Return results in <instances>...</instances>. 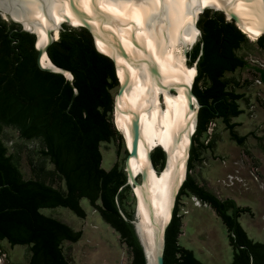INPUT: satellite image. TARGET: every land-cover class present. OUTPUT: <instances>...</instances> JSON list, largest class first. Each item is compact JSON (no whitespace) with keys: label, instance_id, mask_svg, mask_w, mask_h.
<instances>
[{"label":"trees","instance_id":"trees-1","mask_svg":"<svg viewBox=\"0 0 264 264\" xmlns=\"http://www.w3.org/2000/svg\"><path fill=\"white\" fill-rule=\"evenodd\" d=\"M197 25L202 36L187 57L189 66L199 58L193 91L201 107L186 178L165 231L164 262L205 264L180 243L182 198L195 196L210 205L225 224L234 251L231 264H264V242L253 240L240 221L243 213L252 214L251 208L239 205L233 198H219L193 176L197 162L203 159V150L209 146L201 138L212 122L221 119L238 144L247 139V135L235 130L239 123L231 121L244 112L239 105L244 94L230 88L225 79L226 73L247 64L237 54L248 42L247 33L222 12L211 9L201 14ZM20 29V24L0 16V239L8 240L12 246L30 245L28 264H71L62 243L77 242L82 230H74L42 209L63 206L85 218L81 199L87 198L130 248L132 264H146L131 222L135 210L125 207L132 189L126 185L124 167L118 162L109 170L102 167L101 142L118 138V155L124 146L110 117L114 109L111 90L119 85L114 62L97 49L86 28L64 24L48 55L54 64L73 73L71 82L61 73L39 67L35 35ZM256 42L263 47L264 34ZM5 126L16 128L25 139L41 140L40 153L65 181V190L43 180L24 178L1 137ZM152 160L156 170L164 168L166 154L161 147L152 151Z\"/></svg>","mask_w":264,"mask_h":264},{"label":"water","instance_id":"water-1","mask_svg":"<svg viewBox=\"0 0 264 264\" xmlns=\"http://www.w3.org/2000/svg\"><path fill=\"white\" fill-rule=\"evenodd\" d=\"M209 9L247 33L264 31V0H0L2 19L35 35L42 70L74 80L48 55L64 24L86 28L114 62L119 85L113 111L115 116L119 97L120 129L115 126L127 151L124 170L132 189L125 207L135 210L131 222L146 264H165V231L186 178L201 107L193 91L199 58L189 66L187 53L202 36L197 22ZM156 147L166 154L161 171L152 160Z\"/></svg>","mask_w":264,"mask_h":264},{"label":"rangeland","instance_id":"rangeland-1","mask_svg":"<svg viewBox=\"0 0 264 264\" xmlns=\"http://www.w3.org/2000/svg\"><path fill=\"white\" fill-rule=\"evenodd\" d=\"M7 21H10L9 19ZM68 25V24H67ZM237 54L247 64L235 72L225 74L229 87L243 93L239 100L243 113L232 117L239 123L235 130L247 135L243 144L231 139L226 124L217 119L212 122L201 138L207 146L202 161L197 162L193 176L197 182L215 193L219 198H233L241 206H249L251 213H243L240 221L248 235L255 241L264 242V46L248 34ZM118 86L111 90L113 97ZM114 123V111L110 113ZM9 153L19 165L24 178L39 179L61 190L65 181L54 165L40 153L43 144L39 139H25L19 131L5 126L1 135ZM118 138L101 142L102 167L109 170L118 162L125 167L126 150L117 154ZM182 233L180 243L192 249L205 264H231L233 248L230 245L225 224L216 211L195 196L182 198ZM86 211L85 218L63 206L43 208L42 212L68 224L74 230H82L77 242L64 240L62 250L71 264H132V252L122 242L120 234L108 224L87 198L81 199ZM30 245L12 246L0 239V264H28Z\"/></svg>","mask_w":264,"mask_h":264},{"label":"bare ground","instance_id":"bare-ground-1","mask_svg":"<svg viewBox=\"0 0 264 264\" xmlns=\"http://www.w3.org/2000/svg\"><path fill=\"white\" fill-rule=\"evenodd\" d=\"M217 9V8H216ZM59 23H61V22H59ZM59 23H57V24H59ZM70 23H72L73 25H76V26H79V25H82V24H79V23H77V22H74V21H71L70 20ZM241 28V27H240ZM244 31V30H243ZM245 33H247L246 31H244ZM251 38H256V39H258L262 34H264V31L263 32H260V33H256V34H250V33H247ZM56 35H57V31H56ZM197 71V70H196ZM197 75V74H196ZM196 75L194 76V80H195V78H196ZM194 80H193V82H194ZM118 102H119V97L116 99V111H115V124L117 125V127L119 128V126H118V123H117V107H118ZM120 129V128H119ZM132 157H134V156H132ZM132 157H131V159H132ZM131 159H130V165H131ZM185 177H186V175H185ZM183 183V182H182ZM182 185V184H181ZM180 185V186H181ZM180 188V187H179ZM179 190V189H178ZM178 192V191H177ZM175 202V201H174ZM173 206H174V204H173ZM172 210H173V207H172V209H171V216H172ZM170 220H171V217H170ZM170 222V221H169Z\"/></svg>","mask_w":264,"mask_h":264}]
</instances>
